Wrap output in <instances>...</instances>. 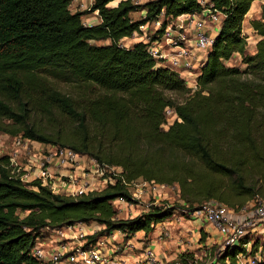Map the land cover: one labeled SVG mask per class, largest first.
Masks as SVG:
<instances>
[{"label":"trees","instance_id":"16d2710c","mask_svg":"<svg viewBox=\"0 0 264 264\" xmlns=\"http://www.w3.org/2000/svg\"><path fill=\"white\" fill-rule=\"evenodd\" d=\"M114 1L92 0L89 10L72 12V0H0V132L68 147L118 167L128 182L176 185L180 211L210 201L239 209L255 197L264 199V5L260 19L249 22L260 40L255 53L246 55L241 26L259 0H207L205 7L211 5L223 19L191 89L149 55L148 44L125 48L120 41L161 17L159 40L169 21L200 13V0H119L108 6ZM92 13L99 22L83 24L82 16ZM234 54L242 57L243 71L225 65ZM50 80L89 84L100 94L72 100ZM166 109L176 119L164 131ZM33 115L65 118L77 134L32 127ZM103 140L110 146L106 150ZM5 163L0 158V264H39L31 250L45 227L94 223L104 227L97 236L119 231L130 239L138 232L151 234L178 211L152 206L116 220L112 202L130 201L120 182L72 199L53 195L38 182L22 184ZM247 242L225 249L217 263L235 264ZM258 246L253 242L250 252Z\"/></svg>","mask_w":264,"mask_h":264},{"label":"built area","instance_id":"2783aa9c","mask_svg":"<svg viewBox=\"0 0 264 264\" xmlns=\"http://www.w3.org/2000/svg\"><path fill=\"white\" fill-rule=\"evenodd\" d=\"M200 4L205 5L206 2L200 0ZM222 17L220 12L211 9V7L203 6L200 13L189 17V23L186 21V24L191 23L189 27L180 26L173 34L166 35L165 39L169 43L165 44L178 48L175 55L169 58V55L164 52L161 41L157 40L150 42L147 52L159 65L176 69L180 67L178 58L187 53L181 43L186 42V38L190 35L194 39L195 48L205 52L210 48L213 41L208 34L207 26L210 24L218 27ZM145 27L141 26L140 29L143 30ZM172 115V110H165L166 121ZM166 121L162 126L168 129L170 121L167 123ZM6 140H9L10 143L8 147L5 144ZM0 151H4L0 158L6 159L4 167L9 170L13 178L26 186H30L34 182H38L42 187L55 183L59 185V188H56L58 192L66 193L64 197L78 199L101 193L109 185H114L118 181L131 196L132 203L129 206L134 207L133 209L137 213L134 217L147 213L152 206H159L157 202L165 197L168 191L177 187L176 185L171 187L165 184L142 181L141 184L144 185L146 191L137 196L130 192L131 187L135 184L134 181L128 182L118 167L100 164L94 158L78 154L67 147L38 143L19 135L8 136L0 132ZM32 189L35 188L32 187ZM145 201L150 203L146 204L145 208L140 209L139 206ZM121 204L128 205L122 197L112 202L113 206ZM190 216L195 222L205 223L215 231L221 242V252L227 248L240 245L241 240L245 238L248 239L247 244L243 245L245 251L236 255L235 264H264V257L260 259L249 255L250 240L261 233V222H264V199L255 197L246 206L239 209L228 208L220 203L210 201L192 211ZM174 217L175 214L168 220ZM164 223H167V220ZM86 227L87 224L77 223L52 230L47 228L52 238H56V241L52 242L54 246L43 245L40 238H37L31 250L32 256L39 264H158L160 261L154 246H148L141 250L135 255L132 262L121 260L120 257L117 258L113 255L116 247L114 244L116 235L124 237L121 232L112 231L109 234L97 236L100 230L87 233L84 232ZM101 227L104 229L103 226ZM91 237L94 239L91 240ZM46 240L49 241V238ZM68 242L71 243L67 245ZM127 244L130 247L132 245L129 242Z\"/></svg>","mask_w":264,"mask_h":264},{"label":"rangeland","instance_id":"374dc122","mask_svg":"<svg viewBox=\"0 0 264 264\" xmlns=\"http://www.w3.org/2000/svg\"><path fill=\"white\" fill-rule=\"evenodd\" d=\"M147 1L149 0H133V2L136 4H143ZM118 2L119 0H116L110 3L108 6L110 7L115 6ZM91 3H92V0H72L71 5H70V10L72 12H84V11L89 10ZM262 5H264V0L253 2L251 5L252 6L251 9L249 10L248 14L245 15L244 20L242 22L241 34L245 38V46H246L245 54L246 55H253L255 53L256 43L260 40V37L253 31L249 22L251 20L260 19ZM203 6L205 7L204 4H202V7ZM208 7H211V5H208ZM141 16H142V13L139 12V13L133 14L132 17L134 19H139ZM96 18H97L96 13L86 14L82 16L81 21L85 25H90L96 21ZM184 19L187 20V23L190 22L188 17H185ZM222 19L223 17L221 18V21ZM181 20L182 19L177 18L175 20L169 21L168 26L166 27L165 35H163L161 39H164L165 37H167L166 35L169 33L173 34L172 31H177L180 28V26L185 27L184 21H181ZM161 22H162V18L160 17L157 21L145 25L147 26L145 27V29L143 30L139 29V32L134 33L131 38L121 40L120 45L122 47L129 48L137 42H144L145 44H148L149 46L150 42H152L151 39L153 37L155 38L158 36L157 30L160 28ZM190 24H188V26L186 27H189ZM155 39L157 40L158 38H155ZM211 39L213 40L212 37ZM157 41H162V40H157ZM91 43L97 44V45H101V44L103 45L107 42H91ZM225 65L229 67H237L239 68L240 71H243L245 69V65H243L242 63V57L239 54L232 55L229 61L225 62ZM50 81H51L50 84L56 91H58L62 95L68 96L72 100H77V101L80 99L88 100L100 94V91L96 87L91 86L89 84H78V83L60 82V81H52V80ZM185 84L187 87L191 89L195 88V83L192 84L186 80ZM175 119L176 117L172 115L168 118L167 121H170V125H171ZM5 123H11V122L5 121ZM29 124L35 128H39L43 130L46 129L47 132H55L57 129L60 128L61 130L63 129L66 130V132L70 133L71 135L77 134L76 126L71 121L65 118H62L60 116H56V115H49V117L33 115V117L30 118ZM87 126H88V130H89L88 132L90 133V136H93L92 124L89 123ZM161 129L164 131L167 130L163 126L161 127ZM102 143H103L104 150L110 147L106 140H103ZM5 144L8 147L10 145L9 140H6ZM3 152L4 151H0V155L3 154ZM54 169H57V167H54ZM133 181L135 184L133 187H131L130 192L133 194H136L137 196H139L140 194H144L146 191V188L141 183L142 181H145V180H143L142 178H137ZM151 182L155 183V181H151ZM54 184L52 183L50 184V186H47L46 188H48L53 195L64 197L66 193L63 191L58 192L56 188H59L58 187L59 185L57 184L54 185ZM168 186L172 187L174 185H168ZM127 203L128 205L121 204V205L113 206L115 210L117 211V215L115 217L116 220L117 219H132V217H134L137 214L133 209L134 207L129 206V204L132 203L131 200L127 201ZM148 203L150 202L145 201V203L140 205L139 208L140 209L145 208L146 204ZM166 204L170 206H175L177 210L183 207L179 199V187H176L174 190L168 191L167 195L165 197H162L157 202V205L159 206L166 205ZM184 208L186 209L185 210L186 213H184V211L182 210L181 211L178 210L175 213L174 218L167 220V223L163 222V223H160L159 225H156L154 227L153 232L147 236L139 232L134 234L133 237H131L130 239L122 237L121 235H116L117 237H115V241H114V244L116 247L113 252V255H115L118 258V257H121L123 254L127 256L125 259H129L134 253L135 254L139 253V250L137 252V248L144 249L148 247L150 244H154L155 249L158 246V249L155 250L160 260L158 264H177V263L179 264H218L217 262H218V259L221 253L220 239L206 240V235H203L202 233L203 229H200V230L194 229L193 225L198 226V224H202L206 226L207 224L195 222V220H193V218L190 216L191 212L187 211L189 209L187 207H184ZM173 219H175V221H172ZM261 225H262L260 228L261 234L256 235V237H253L250 240L251 246L253 242H257V241L261 242L262 244L264 243V222H261ZM47 228L50 230L55 229V228L45 227L41 231V236L42 235L47 236V234H45L46 232L44 231V230L47 231ZM94 230L95 231L97 230L98 232L99 230L101 231L103 229L100 225L94 224V223L87 224V227L84 228V232H87V233L93 232ZM127 242H130V244H132L131 245L132 248L128 246ZM170 242H174L175 245L179 244V246L178 247L168 246V248L165 249L163 245L169 244ZM70 243L71 242H68L67 245ZM261 243H259V245ZM162 247H164V249H162ZM249 255L252 257L256 256L260 259L261 258L263 259L264 248L262 247L260 249L257 248V251L254 253H251L249 251Z\"/></svg>","mask_w":264,"mask_h":264},{"label":"crops","instance_id":"0c3cea01","mask_svg":"<svg viewBox=\"0 0 264 264\" xmlns=\"http://www.w3.org/2000/svg\"><path fill=\"white\" fill-rule=\"evenodd\" d=\"M204 2H207V0H204ZM191 15H183L181 17H179L180 19H182L184 21V24L186 26H188V24H186V21L184 18L185 17H190ZM99 22L98 18H96V21L90 25H95ZM147 27V26H146ZM219 27H214L213 25H208L207 26V31H208V34L214 38L219 30ZM145 29V28H144ZM189 29V28H188ZM174 33V31H172ZM161 43L163 45V48H164V52L169 55V58L172 56V55H175L176 54V51L178 50V48H174L172 47L171 45H166L165 43H169V41L167 39H161ZM144 43V42H143ZM181 46L185 47V49L187 50V53L186 55L184 56H180L178 58V61H179V66L178 68L176 69H173V71L177 72L179 74V76L184 80V81H189V83H192L194 84L195 83V79L197 78V76L199 75V70H200V67L202 66V64L205 62L206 60V57H207V54L209 52V50H206L205 52H202L200 50H197L194 46V39L189 35L187 38H186V42H183L181 43ZM187 64V67H185V65ZM194 76V77H193ZM159 225V224H158ZM198 227V228H197ZM193 228L194 229H203L202 230V233L203 235H206V240H214V239H219V237L217 236V234L215 233V231L208 225L204 226L202 224H198L197 225H193ZM47 234L46 235H42L40 236V240L42 241V244L45 245V244H50L51 247L54 246V244H52V242H55L56 241V238L53 239L52 236H51V233L49 231H46L44 230ZM141 234H143V232H139ZM261 234V233H260ZM117 237V236H116ZM49 238V241H47L46 239ZM191 241V240H190ZM130 243V242H129ZM261 243V242H259ZM261 245L262 243L258 246V249L261 248ZM149 246H155L154 244H150ZM165 247V249L168 248V246L170 247H178L179 244L175 245L174 242H170L169 244H164L163 245ZM164 247H162V249H164ZM183 247V246H181ZM156 249H158V246L156 247ZM155 249V250H156ZM143 250V249H139L137 248V252ZM158 251V250H157ZM125 252V251H124ZM135 253L131 256V258L129 259H125L127 256L123 255L120 257L121 260H125L127 262H132L133 259L135 258Z\"/></svg>","mask_w":264,"mask_h":264}]
</instances>
